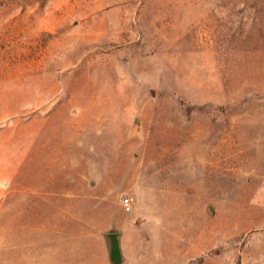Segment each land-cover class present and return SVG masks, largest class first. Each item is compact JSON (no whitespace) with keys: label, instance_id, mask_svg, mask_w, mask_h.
Listing matches in <instances>:
<instances>
[{"label":"rangeland","instance_id":"rangeland-1","mask_svg":"<svg viewBox=\"0 0 264 264\" xmlns=\"http://www.w3.org/2000/svg\"><path fill=\"white\" fill-rule=\"evenodd\" d=\"M0 264H264V0H0Z\"/></svg>","mask_w":264,"mask_h":264},{"label":"built area","instance_id":"built-area-1","mask_svg":"<svg viewBox=\"0 0 264 264\" xmlns=\"http://www.w3.org/2000/svg\"><path fill=\"white\" fill-rule=\"evenodd\" d=\"M123 206L125 207L126 210H130L132 207V199L131 197H125L123 199Z\"/></svg>","mask_w":264,"mask_h":264}]
</instances>
